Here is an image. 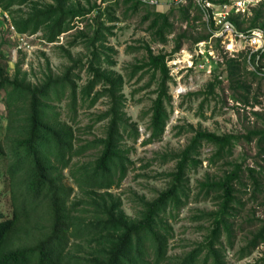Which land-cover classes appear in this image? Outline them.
Listing matches in <instances>:
<instances>
[{
	"label": "trees",
	"instance_id": "16d2710c",
	"mask_svg": "<svg viewBox=\"0 0 264 264\" xmlns=\"http://www.w3.org/2000/svg\"><path fill=\"white\" fill-rule=\"evenodd\" d=\"M85 1L0 0V8L8 12L19 34H41L40 39L48 44L58 42L62 34L76 28L77 22H86L67 48L57 47L69 63L63 73L55 75L47 62L48 70L38 83L29 80V73L22 69V60L14 65V74L10 76L8 60L0 45V100L8 119L4 134L0 128V182L9 188L12 206L11 214L7 215L2 209L0 192V264H233L228 260L230 250H235L238 262L251 257L264 245V215L257 216L256 209L251 207L248 217L240 223L238 220L250 202H258L264 195L262 173L229 162L226 164L230 170L218 180L207 176L198 181L196 192L190 177L202 166L201 148L205 144L216 149L209 159L211 164L230 157L234 143L241 139L248 143L256 141L259 154L264 155V128L236 136L218 135L189 125L183 132L192 134L188 145L158 159L161 165L176 163L173 171L159 175L167 180V187L155 191L153 199L136 194L135 217L125 212L123 199L112 192L121 188L134 167L131 155L141 138L139 123L126 110L125 86L151 76L142 90L154 86L152 94L156 97L139 120L148 121L149 136L142 144L161 142L171 118L169 87L175 82L168 61L181 51L185 41L195 46L208 41L212 33L192 36L185 29L176 38L171 53L155 54L149 44L129 46L127 54L142 52V58L124 75L115 70L118 50L110 45L120 22L116 7L120 3L127 7V16L148 5L137 0ZM210 1L220 4L227 0ZM108 2L113 3L107 6ZM165 4L167 0H161L160 6ZM160 6L153 7L143 18L144 22L150 21L148 30L155 43H169L175 32L171 21L175 12L190 27L203 20L201 8L193 1L181 6L167 4V12L158 11L156 8ZM94 12L97 14L91 18ZM230 20L239 31H264V0L252 8V15L246 20L248 28H243L244 22L239 17L232 16ZM80 46L89 52L85 61L82 53L74 56L70 50ZM252 62L255 71L250 73L251 83L244 80L241 61L227 58L224 65L231 99L254 108L261 104L253 84L262 80L264 51L253 55ZM83 75L87 77L85 82ZM221 84L216 76L207 84V92L191 95L213 96ZM103 100L108 108L92 113L90 126L78 127L80 112L93 109ZM208 102L204 99L201 107ZM253 115L261 117L259 112ZM101 123H105L101 136L83 137L86 132L81 130L92 132ZM5 146L10 153L7 159ZM93 151L97 152L95 159L81 161ZM67 174L73 185L67 182ZM76 190L79 196L75 195ZM208 201L216 204L215 209L198 210L192 217L193 222L200 224L198 230L204 234L203 241L192 244L183 256L171 255L174 221L190 203ZM248 228H251L249 236L236 251L238 233ZM253 264H264V256Z\"/></svg>",
	"mask_w": 264,
	"mask_h": 264
},
{
	"label": "rangeland",
	"instance_id": "374dc122",
	"mask_svg": "<svg viewBox=\"0 0 264 264\" xmlns=\"http://www.w3.org/2000/svg\"><path fill=\"white\" fill-rule=\"evenodd\" d=\"M263 1V0H255ZM86 3L85 0H82ZM94 2H101V0H91ZM113 3V2H110ZM110 3H106L107 6ZM106 4H102L103 7ZM165 5L156 8L158 11H169V7ZM258 5V4H257ZM127 7H124L121 3L119 7H116V15L119 17L120 22L116 24V30L114 31L115 37L110 38V45L114 46L118 50L116 56L117 66L115 70L126 75L127 70L132 64H136L138 60L142 58V52H136L134 54H127V47L140 46L149 44L155 54L159 52L171 53L174 48L176 38L185 30L192 36H197L202 33H206L208 29L203 25L202 21H198L194 26L190 27L186 22L182 23L178 12L171 15V21L175 24V32L170 36V41L167 45H162L152 41L150 31L148 30L150 21L144 22V17L149 11L154 10L153 7L142 8L137 14L129 15L125 14ZM192 13H195L192 11ZM97 13H92L91 18ZM89 18V19H91ZM10 15L6 11L0 10V45H2V53L8 60L7 72L10 76L14 74V65L20 60L23 61L22 69L29 73V80L33 83L40 82L49 66L55 75L63 73L64 68L69 65L67 59L63 57V53L57 47H68V42L72 40L73 35L79 31V29L85 27V23L77 22L76 28L72 31L65 33L62 39L54 44H48L41 41L38 34L36 37H30L28 39L29 46L23 45L21 42V49L17 46V41L13 37L11 28L9 26ZM241 20V19H240ZM243 28H248L250 25L245 20ZM213 38L211 43L207 45V50L212 54H209V58L200 57L195 59V65L190 67L192 54L194 53L195 46L191 41H185L183 48L180 52L172 56L168 61L170 67V74L174 78V83L170 84L169 92L172 95V106L169 108L171 113L170 122L167 126L165 135L161 142H156L150 145H143V141L148 138L147 123L140 122V117L143 111L150 108L152 100L155 99V95L152 94L155 87H151L147 90L144 89V85L150 80L151 76L148 75L141 81L137 79L127 83L124 88V93L128 99L127 113L132 117L133 121L139 123V131L141 138L138 144L135 146V151L131 155L134 161V167L129 172L127 178L122 183L120 189H113L112 192L121 196L124 201L125 212L132 217H135L136 204L134 201L135 195H144L147 199H153L156 196L155 191L164 190L167 187V180L162 179L159 175L161 173H169L174 170L175 162L167 165H161L159 160L163 154H170L182 151L189 143L192 134L183 133L189 125H193L195 128H201L218 135L232 134L236 136L247 135L249 131L264 128V77L260 73L262 80L253 84L254 92L259 93V101L261 104L255 105L254 108L246 107L243 104L235 103L231 99L232 90L229 88V82L227 79V73L225 68V61L228 58L237 59L241 61L244 66L243 76L244 80L251 83L253 80L251 72L253 70L252 58L249 62V47L246 43L235 41L233 44V50H229L227 45L230 40L221 38L218 43ZM74 56L79 53L83 54V60L88 58L89 52L84 50L81 46L70 49ZM5 62V61H4ZM204 64L205 67L201 68L200 65ZM222 64V65H221ZM191 68V69H189ZM131 68L129 69L130 72ZM219 77L222 84L216 89L213 96H201L197 97L191 94L199 92H207L206 86L209 82L214 81L215 77ZM86 75H83V82L86 80ZM82 82V83H83ZM258 83L259 86H258ZM258 87L260 89L258 90ZM2 98V97H1ZM0 98V99H1ZM204 99H208L209 102L201 107V103ZM251 102H254L252 100ZM108 108L106 100L99 102L91 110H83L80 112L79 126L81 129L88 127L92 124V113H100ZM254 112H259L261 117L257 118L253 115ZM105 123L98 124L94 127L92 132L89 130H81L86 132L84 138L92 139L93 135L101 136L104 131ZM8 127L7 111L4 103L0 100V128L4 132ZM184 127V130L180 128ZM92 133V134H90ZM216 149L209 144L203 145L201 148L200 159L203 161L202 166L191 174V187L196 192L198 181H203L207 176L218 180L224 175L225 171L230 170V166L226 163L233 162L243 165V169L255 168L262 173L264 180V155L259 154L256 141L248 143L244 139L234 143L233 154L218 162L217 164H211L209 159L213 157ZM6 159L10 157L9 148L5 146ZM97 155L96 151L89 152L85 157L81 158L82 162H88L95 159ZM6 164V163H5ZM4 164V165H5ZM5 178H7V174ZM247 180L249 178L245 175ZM67 182L73 185V182L67 174ZM8 187L6 188L5 182H0V192L2 209L7 214H11V196L9 194ZM76 196H79L78 191L75 192ZM264 195L258 200V202H250L246 210L241 214L242 218H239L238 223L248 217V210L254 207L257 211V216L264 215ZM215 203L213 201L203 203H190L184 208L178 219L174 221L175 238L171 244V255H185L191 250V245L197 242L203 241L204 234L199 232V225L192 221V217L198 214V210H213L215 209ZM249 229L238 233V242L236 251L242 246L243 241L249 236ZM264 256V245L260 246L256 252L249 258L240 262L236 261L235 250L228 252V260L233 264H253L257 259Z\"/></svg>",
	"mask_w": 264,
	"mask_h": 264
},
{
	"label": "built area",
	"instance_id": "2783aa9c",
	"mask_svg": "<svg viewBox=\"0 0 264 264\" xmlns=\"http://www.w3.org/2000/svg\"><path fill=\"white\" fill-rule=\"evenodd\" d=\"M146 5L152 7H158L161 5V0H137ZM190 1H193L196 5H198L202 10L203 15V23L209 32L212 33L211 37L208 41H202L195 45L194 53L192 54L190 67L193 68L195 65V59L200 57H207L208 59L211 54L207 50V45L211 43L213 38L221 39L226 38L229 39L230 42L227 45L229 50H233L234 46L231 43H235V41H240L242 43H246L249 47V55L248 60L251 61L253 55L260 51H264V31L261 29H254L251 31H239L235 25L231 22L230 17L235 16L239 17L241 20H248V18L252 15V8L256 7L259 4V1L255 0H227L224 3L215 4L210 0H167L168 5H187ZM261 2V1H260ZM0 10H2L0 8ZM3 11V10H2ZM9 26L11 28V32L13 37L17 41V46L21 49V42L23 45L29 46L28 39L30 37H36V35H27V34H19L15 27L12 25L11 20L9 19ZM65 34H62L59 39H62ZM215 39V40H216ZM43 41V40H41ZM46 43L45 41H43ZM54 44V43H52ZM212 55V54H211ZM209 56V57H208ZM201 68H204L205 65H200ZM189 68V69H191ZM253 70L255 67L253 66ZM264 77V71L261 73Z\"/></svg>",
	"mask_w": 264,
	"mask_h": 264
}]
</instances>
